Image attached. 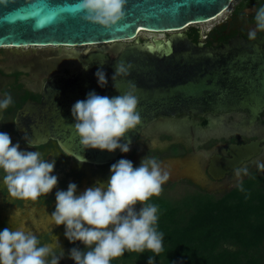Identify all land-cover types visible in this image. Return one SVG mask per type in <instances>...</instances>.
<instances>
[{
	"label": "water",
	"instance_id": "water-1",
	"mask_svg": "<svg viewBox=\"0 0 264 264\" xmlns=\"http://www.w3.org/2000/svg\"><path fill=\"white\" fill-rule=\"evenodd\" d=\"M235 1L125 0L123 17L106 29L85 18L77 7L79 0H0V47H58L50 58L44 54L35 60L41 72L49 71L50 82L42 103L29 102L19 111L20 135L34 145L56 140L68 155L82 156L88 164H111L124 153L83 149L72 127L71 108L89 92L112 97L133 84L141 123L121 143L130 139L132 146L151 129L176 132L191 117L203 115L210 116L214 127V116L244 113L250 116L246 126H253L264 110V37L236 38L212 47L193 41L187 33L221 16ZM150 31L168 36L147 40L140 33ZM18 58L23 55L18 53ZM120 61L131 65L130 75L113 82ZM84 65L90 67L85 70ZM98 68L108 79L103 88L95 76ZM6 81L0 75V85ZM231 151L232 159L211 161L212 176H224L251 158L255 148Z\"/></svg>",
	"mask_w": 264,
	"mask_h": 264
},
{
	"label": "clouds",
	"instance_id": "clouds-1",
	"mask_svg": "<svg viewBox=\"0 0 264 264\" xmlns=\"http://www.w3.org/2000/svg\"><path fill=\"white\" fill-rule=\"evenodd\" d=\"M124 4L125 0H79L77 7L86 14V19L107 29L123 17ZM254 25L248 32L250 40L256 38L258 31L264 32V6L256 9ZM89 67L84 65L85 70ZM130 68V64L125 66L123 61L118 62L112 81L130 75ZM95 76L101 88L108 84L102 68L97 69ZM113 87L120 92L115 83ZM134 93L133 84L130 90L116 96H102L93 91L86 99L74 103L72 127L83 149L110 153L117 149L122 153L130 151L131 140L125 143L121 140L141 123L137 111L139 101ZM11 104L12 96L4 95L0 99V112ZM28 146L33 147L30 143ZM75 158L80 165L87 163L82 156ZM255 163L264 171V162ZM54 170V159H45L39 151H23L19 142L13 144L8 133L0 132V171L4 173L3 184L9 197L25 201L46 197L58 184ZM110 173L106 183H98L80 194L75 183L55 193V210L50 214L52 224L64 226L65 238L70 243L79 241L85 247L83 251L70 250L69 256L75 264H111L126 251L144 253L147 250L159 255L163 250V235L156 228L157 207L147 202L161 194L170 173L160 161L148 155L141 159L138 167L131 160L121 158L110 166ZM234 173L237 177L247 175L248 168H237ZM56 244L59 246L58 241ZM63 256V251L56 256L51 246H40L38 237L23 228L5 227L0 231V264H59ZM148 264H154L151 256Z\"/></svg>",
	"mask_w": 264,
	"mask_h": 264
},
{
	"label": "flooded vegetation",
	"instance_id": "flooded-vegetation-1",
	"mask_svg": "<svg viewBox=\"0 0 264 264\" xmlns=\"http://www.w3.org/2000/svg\"><path fill=\"white\" fill-rule=\"evenodd\" d=\"M260 6H264V0H241L210 31L203 33L201 29L192 27L187 30V33L197 43L212 47H219L236 38L250 40L248 32L255 27V11ZM262 37L264 32L258 31L254 40ZM56 49L58 47H0V75L9 80L0 85V99L6 94H10L13 98V104L0 112L3 117V121L0 122V132L8 133L13 144L19 142L21 150L39 151L45 159L49 161L54 159L53 175L58 177L57 187L52 193L46 197L41 196L36 201H25L9 197L7 188L3 184L4 173L0 171V201L4 200L6 203V207L2 205L0 207H3L4 212L17 209L19 212L27 213V209H34V213L41 215L43 212L46 213L45 209H50V206L55 210L56 191L67 190L69 183H75L77 194H80L82 193L80 188L87 189L98 183H106L111 174L110 166L119 159L131 160L133 165L138 167L141 159L147 155L160 161L162 167L170 173V179L162 186L161 195L164 196H168L166 194L170 191L168 189L177 184L187 185L188 190L184 196L207 195L216 198L231 194L241 184L247 182L264 189V171L259 170L255 163V161L264 162V110L251 127L246 126L250 122V116L237 112L225 116H214L216 123L214 127L211 126L210 116L203 115L191 117L176 132L174 130L159 132L154 129L143 131L128 153H124L111 164L101 166L78 164L76 158L68 155L56 140H49L40 145L30 143L33 146L30 148L29 142L19 133L16 118L27 103L43 102L45 88L50 82L47 75L49 71L41 72L35 60L44 54L49 55L47 57L50 58V54H54ZM18 53L23 55V58H18ZM64 72L69 74L67 70ZM248 145L255 148L251 158L243 160L218 179L212 176L210 167L214 158L230 160L232 147ZM176 161H180V165H177ZM244 166H247L248 174L237 177L234 170ZM180 173L185 176H178ZM84 181L87 182L86 186ZM10 216L8 218L12 221ZM48 219L41 223L36 231L46 229L47 223L54 226L51 218ZM19 228L30 231V225L27 222ZM47 240L49 239L39 241L43 246ZM56 241H58L57 238L53 240V242ZM73 245H76V242Z\"/></svg>",
	"mask_w": 264,
	"mask_h": 264
},
{
	"label": "trees",
	"instance_id": "trees-1",
	"mask_svg": "<svg viewBox=\"0 0 264 264\" xmlns=\"http://www.w3.org/2000/svg\"><path fill=\"white\" fill-rule=\"evenodd\" d=\"M147 203L157 207L163 250L126 251L111 264H148L149 256L154 264H264V189L251 182L220 198L160 194Z\"/></svg>",
	"mask_w": 264,
	"mask_h": 264
},
{
	"label": "rangeland",
	"instance_id": "rangeland-1",
	"mask_svg": "<svg viewBox=\"0 0 264 264\" xmlns=\"http://www.w3.org/2000/svg\"><path fill=\"white\" fill-rule=\"evenodd\" d=\"M241 0H236L231 8H229L228 11H226L223 15L220 17L216 18L215 20L209 22V23H201L198 25H195V27L201 29L203 33L210 31L218 22L222 21L225 16L229 14V12L232 10L234 5L239 3ZM142 35L145 36L147 40H151L152 38L156 37L157 39H166L168 36V33L165 32H143ZM89 47H79L77 49H89ZM85 186L87 185V182L84 181ZM86 188H80V192H83ZM170 191H167L168 197L172 199H179L183 197L188 190L187 185L185 184H177V186L172 187L168 189ZM0 205L3 207H6V203L4 200L0 201ZM3 207H0V231L2 230L1 227H10L15 229H18L24 222H27L30 225V232L34 233L39 240H44V239H49L45 242L44 245H49L53 249V254L56 256H60L63 251V258L60 259L59 264H74V261L70 258L69 253L72 248H79L82 250L80 247V242L77 241L76 245H73V243H70L64 235L65 228L64 226H51L50 224L47 223L46 229H38L39 225L43 222H46L50 218V214L54 211V209L50 206V209L46 208V213L43 212V214L38 215L34 213V209H27V213H22L21 211L19 212L17 209L12 210L11 212H4ZM17 210V211H16ZM137 210H139V205H137ZM47 214V215H46ZM11 215V216H10ZM12 217V221L8 217ZM42 216V218H39ZM11 221V222H10ZM5 222V224H4ZM4 226H2V225ZM57 238L59 246L56 244V242H53ZM40 246L41 243H40ZM51 255L47 258L48 261L50 262L51 260Z\"/></svg>",
	"mask_w": 264,
	"mask_h": 264
},
{
	"label": "bare ground",
	"instance_id": "bare-ground-1",
	"mask_svg": "<svg viewBox=\"0 0 264 264\" xmlns=\"http://www.w3.org/2000/svg\"><path fill=\"white\" fill-rule=\"evenodd\" d=\"M228 10H229V9H228ZM228 10H227V11H228ZM224 13H225V12H224ZM224 13H223V14H224ZM223 14H222V15H223ZM219 17H220V16H219ZM216 18H218V17H215V18H213V19H210V20H208V21L205 22V23H209V22L215 20ZM150 32H154V31H150ZM155 32H158V31H155ZM160 32H162V31H160ZM160 32H159V33H160ZM140 33L142 34L143 32H140Z\"/></svg>",
	"mask_w": 264,
	"mask_h": 264
}]
</instances>
